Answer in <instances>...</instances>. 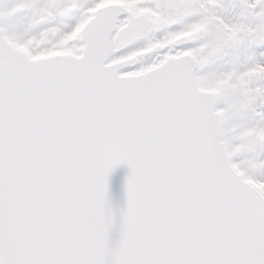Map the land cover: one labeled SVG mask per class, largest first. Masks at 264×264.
I'll list each match as a JSON object with an SVG mask.
<instances>
[{
    "label": "snow or ice",
    "instance_id": "obj_1",
    "mask_svg": "<svg viewBox=\"0 0 264 264\" xmlns=\"http://www.w3.org/2000/svg\"><path fill=\"white\" fill-rule=\"evenodd\" d=\"M0 264H264V0H0Z\"/></svg>",
    "mask_w": 264,
    "mask_h": 264
},
{
    "label": "water",
    "instance_id": "obj_2",
    "mask_svg": "<svg viewBox=\"0 0 264 264\" xmlns=\"http://www.w3.org/2000/svg\"><path fill=\"white\" fill-rule=\"evenodd\" d=\"M127 175L128 169L125 166H121L115 170L111 178L114 205L117 208L121 207L123 204V184Z\"/></svg>",
    "mask_w": 264,
    "mask_h": 264
}]
</instances>
